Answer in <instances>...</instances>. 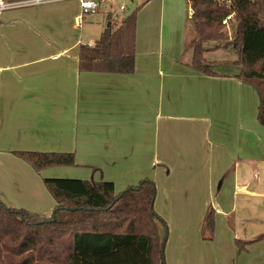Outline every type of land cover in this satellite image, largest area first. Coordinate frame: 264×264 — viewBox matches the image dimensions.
Masks as SVG:
<instances>
[{"label":"crops","instance_id":"obj_1","mask_svg":"<svg viewBox=\"0 0 264 264\" xmlns=\"http://www.w3.org/2000/svg\"><path fill=\"white\" fill-rule=\"evenodd\" d=\"M134 1L140 7L135 69L127 74L78 68L81 39L60 15L71 14L78 27L77 7L0 12V199L50 216L54 200L42 174L12 153L67 151L99 158L85 164L98 160L94 167L115 181L122 174V187L136 185L151 167L166 172L153 178L155 200L158 186L172 190L171 174H179L178 182L202 190L204 215L211 206L214 220L232 215L248 223L250 238L264 235V125L254 86L237 79L233 61L231 72L216 76L189 66L195 35L188 0ZM102 12L111 25L110 13ZM148 15L156 24L148 21L139 31L137 19ZM241 255L246 264H264V239L236 258Z\"/></svg>","mask_w":264,"mask_h":264},{"label":"trees","instance_id":"obj_2","mask_svg":"<svg viewBox=\"0 0 264 264\" xmlns=\"http://www.w3.org/2000/svg\"><path fill=\"white\" fill-rule=\"evenodd\" d=\"M189 23L195 33L189 66L199 73L216 76L209 67L207 41L224 37L221 19L234 13L230 22L233 38L225 42L235 53L237 79L254 86L257 120L264 125V0H188ZM136 7L113 28H103L93 45L78 46V68L86 71L132 73L135 69ZM111 20V17L108 18ZM191 26V25H190ZM37 173L57 165H73V152H13ZM42 183L55 202L48 217L7 206L0 199V264H165L163 250L166 223L155 212V184L142 179L114 193L109 180L43 177ZM163 227V234L158 224ZM203 224L214 226L209 206ZM234 239L238 253L263 240Z\"/></svg>","mask_w":264,"mask_h":264},{"label":"rangeland","instance_id":"obj_3","mask_svg":"<svg viewBox=\"0 0 264 264\" xmlns=\"http://www.w3.org/2000/svg\"><path fill=\"white\" fill-rule=\"evenodd\" d=\"M59 3H63L62 6L68 8L77 7L78 13L81 12L77 0L51 2L42 5H58ZM115 3H122L123 5H125V9L121 12H116L115 10H113V18L111 17V20H109L112 26H115V24L120 21L122 16L130 13L137 7L136 2L134 0H115ZM69 10L71 13L72 9ZM139 10L140 7L137 9V12ZM60 15L62 17V21H65L66 23L67 30L69 29L71 35L74 34L75 37L79 36L81 39V43L93 42L94 39L98 37L99 31H101V29L104 28L107 24V17L106 14L103 12L85 13L82 18L81 24L75 28L73 27L74 18L71 16V14H68L66 18L64 17V14ZM58 16L59 15H54V18L56 20H61L58 18ZM148 21L152 25L156 24L154 17L151 15H148V17L145 19H142L141 16H139V18L137 19V29L139 31L143 30V28L145 27V23H148ZM189 25H191L192 29V24L189 23ZM232 29L233 28L230 26V24L226 27H223L221 30L224 32L225 35L222 39L215 41H207L204 44L205 46L211 49L214 48V46H218L219 50L216 48L213 49L212 52L207 51V53H205V57L208 61L212 59L215 60L214 64L209 61L208 66L212 67L215 71L219 73H229L233 69L231 62L235 59L234 49L232 46L225 47L224 45L225 42L232 40ZM213 52L214 54H212ZM74 157L75 163L73 165L51 166L43 169L42 171H40V173L44 175L46 174V171H52V173L49 174L50 176L45 177L93 179L96 181L101 179L109 180L114 184L115 194H118L119 192L126 189V187H122L120 184L122 174H116V181L108 179V170L104 171L100 170V168L98 167H94L98 164V160L94 164L87 165L85 163L90 156ZM96 159L99 158H89L88 160L94 161ZM106 159H108V156L106 157ZM155 169V167H151L150 171L153 172L149 175L144 174L146 176H144L142 179H150L154 182L153 178L155 177V175L158 178H160L161 176L163 178L167 177L165 176L166 172H159V169L158 171H156ZM1 171L2 169L0 168V173ZM37 174L38 176L40 175L39 173ZM174 174L175 173L171 174L172 183L174 185L173 188H171L172 190L162 188L163 186L162 184H160L158 186V194L156 196V200L154 199L153 203V208L155 212L166 223V232H164L166 239L163 250L164 263L238 264L240 263V261L242 262L243 255H241L239 258H236V253L238 251L236 250L234 239H252L250 238L252 230L251 228H249L248 223H236L234 220H232L233 216L228 215L226 219L214 220V226L211 230H209L207 225L203 224L204 213L202 212L203 208L206 205L204 204L205 199L203 195H201L202 190L199 188H191V185L184 184L183 180H180L178 182L180 175ZM42 175L41 178L39 176L41 182L43 178ZM166 181L169 180L166 178ZM167 191L168 193H170V195L167 194ZM187 192L189 193V197L186 199ZM165 194L167 195L166 197ZM53 203V205L55 206L54 201ZM158 230L162 235L164 229L162 225H160V223L158 224ZM237 234H241L244 236H237ZM242 264L246 263L242 262Z\"/></svg>","mask_w":264,"mask_h":264},{"label":"built area","instance_id":"obj_4","mask_svg":"<svg viewBox=\"0 0 264 264\" xmlns=\"http://www.w3.org/2000/svg\"><path fill=\"white\" fill-rule=\"evenodd\" d=\"M60 1L65 0H0V12L15 7L35 6ZM77 2L81 11L80 14L76 17L77 24L82 21L83 15L85 13L108 11L111 15L110 17H112L113 10H115L116 12H121L125 9V5H123L122 3L116 4L115 0H77ZM188 10L189 13L192 14V9L189 8ZM233 18L234 13L229 12L222 17L221 24L226 27L230 24Z\"/></svg>","mask_w":264,"mask_h":264},{"label":"water","instance_id":"obj_5","mask_svg":"<svg viewBox=\"0 0 264 264\" xmlns=\"http://www.w3.org/2000/svg\"><path fill=\"white\" fill-rule=\"evenodd\" d=\"M109 25H110L109 22H107L106 26L108 27ZM52 215L54 217V212H52Z\"/></svg>","mask_w":264,"mask_h":264}]
</instances>
